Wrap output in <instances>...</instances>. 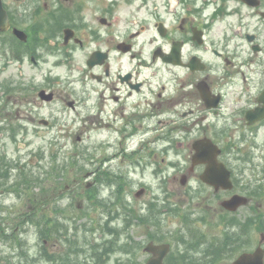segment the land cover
<instances>
[{
  "label": "flooded vegetation",
  "instance_id": "obj_1",
  "mask_svg": "<svg viewBox=\"0 0 264 264\" xmlns=\"http://www.w3.org/2000/svg\"><path fill=\"white\" fill-rule=\"evenodd\" d=\"M25 1L23 12H31L28 17L23 13V18L16 2H3L11 28L21 26L23 20V31L31 41L23 47V64L35 76L29 77L23 67V117L26 105L37 104L31 94L34 89L35 94L40 90L51 94L48 104L60 100L73 112L85 109L88 130L116 139L114 153L110 159L101 157V165L118 161L126 170L136 165L146 169L145 161L155 163L156 152L185 151L188 160L191 144L202 137H220L215 142L221 154L264 150V102H260L264 95V0ZM44 14L52 15L48 26ZM66 30L72 32L67 42ZM44 41L69 56L66 89L59 88L64 82L54 73L57 64L43 73L49 64L43 57ZM260 110L263 114L257 113ZM39 124L47 129L52 126L49 119ZM226 136L228 140L221 138ZM196 170L199 176L204 166L188 167L187 178L197 177ZM103 171V179L109 178ZM243 172L239 167L230 171L232 190L205 187L200 204L203 245L198 246L196 256L185 258V249L175 254L169 250L164 264H230L259 248L264 264L260 200L264 198V163L256 173L262 184H250L249 179L243 185ZM170 178L175 181V174ZM240 192L250 203L247 215L238 222L241 210L227 215L231 213L222 209L221 202ZM254 195L261 203L257 218L250 219ZM238 241L245 245H235ZM76 246H60L55 252L59 257L53 256L52 263L60 264L64 261L60 257L69 256ZM93 247L88 245L90 250ZM91 254L96 262L104 260L98 251Z\"/></svg>",
  "mask_w": 264,
  "mask_h": 264
},
{
  "label": "rangeland",
  "instance_id": "obj_2",
  "mask_svg": "<svg viewBox=\"0 0 264 264\" xmlns=\"http://www.w3.org/2000/svg\"><path fill=\"white\" fill-rule=\"evenodd\" d=\"M2 49V46H0V52ZM46 58L49 64L44 66V74L52 66L50 61H57V58L61 57L49 55ZM62 60L63 63H61L59 68L54 70V73L59 75V81L64 82L59 85V88L66 89L69 63L67 60ZM23 67L25 68V74L29 77L30 75L35 76V73L31 72L22 61L16 63L0 54V158L13 165L19 166V163L23 164L24 172L22 178H20V176L14 174V171L9 176L6 186H0V190L2 189L0 191L2 192L0 194V210L17 209L21 212V208L23 213L34 211L38 216H42L43 213L47 217L52 214L50 209L41 212V209L37 206L42 190L46 193L41 198L53 196V203L58 208H61V213H59L61 217L58 219L59 224L56 225V233L55 235L50 233L48 238L45 237L46 240L42 239V236L36 232L33 226L29 224L24 225V232L21 237L25 244L24 253L26 262L24 264H55L57 262L52 263V257L55 256L56 259L59 257V253L55 252L60 251V246L64 248L65 245H70V242L73 243L71 245H79V257L81 260H85V264H96L94 260L96 257L91 254L93 250L88 249V245H94L98 253L105 251L108 253V255L103 256V264H122V259L127 255H131L135 258L134 261L140 264L144 258L142 251L136 250L133 251V254L131 252L127 254L117 248V246L114 247V245H139L138 242L146 241L149 231L144 225L136 223V221H140L135 214H144V210L142 209L151 197H159L160 200H165L166 196L169 199L168 201L172 203L185 205V228H182L184 233L182 235H175V231L180 226V223L176 222L175 218L169 217L175 223H171L170 221L165 222L167 233L163 235L167 237V240L172 245H180L176 247L181 248L182 245H185L186 248L190 245L192 240L189 236L190 233L196 234L197 231L203 229V224L197 221V212L199 210L197 206L201 204L198 198L199 183L193 176L185 186H181L178 181L174 182L173 180L164 183L163 179H161L163 174L152 177L149 174V170L142 173L140 169L133 170L131 168L130 170H126L118 169L114 166L110 171L115 173L123 172L126 175L127 182L130 183L123 187L124 199L128 203L126 207H123L125 215L115 219L105 218L101 212H95L93 208L88 213V202L81 196L85 187L84 185L88 180H85V175H83V181L79 179L78 184L71 185L76 179V171L73 168L74 163L76 160L79 161L80 165L86 163L85 160H81L83 157L82 153L85 151L87 154L92 155L91 162L94 164L93 166H87L85 169L86 171L94 169L99 164V160L103 154L101 145L108 138L103 134L101 135L100 131L89 132L85 130L83 128L85 111L79 109L77 112H72L66 109L67 113H65L63 110L66 107L61 101L52 106L47 105L42 107L38 105L39 103L35 105L28 104L25 106V117H23ZM40 79L41 76L37 78L38 81ZM39 114L49 115L56 122L53 125L54 128L52 130L49 129L50 131L38 130L39 132L36 133L31 124L28 126L27 134H23V124H25L23 119L37 117ZM64 131H70V133H64ZM105 153L107 156H110L113 151L109 149ZM184 156L185 154H180L177 157L171 155L170 159L172 161H179L181 165L180 169L183 170L185 168L186 174L188 161L185 160ZM161 157H164V155L160 154L158 156L159 159ZM222 159L232 168L238 169L240 165L235 155L231 153H227ZM249 159L251 160L250 163H241L244 172L240 180H242L243 185L249 179H251V183H255L253 181L258 179L256 173L260 172L261 163H264V150L252 151L249 153ZM240 161L244 162L242 159ZM252 164H254V169L249 170ZM53 167L62 174L58 181H55L51 174ZM150 167L151 165L148 166V169H151ZM107 168V165L103 166V169ZM5 170V167L0 166V174H3ZM241 172V170H237V175L238 173L241 174ZM169 173L174 174L175 171L170 169ZM180 173H176L177 178ZM20 179H23V183H27L30 189L25 196L23 195V198H16L15 193L11 192L13 183H15L13 181ZM34 180H40V182L37 183ZM145 181L149 182V185L146 186L147 190L145 194L136 199L134 192ZM65 186L69 188L68 192L66 191L64 195L59 194V189H65ZM97 189L99 190V197L108 200V196L112 193L114 194L117 187L114 186L110 190L109 186H98ZM260 203L261 201L256 200L254 197L252 209L254 206H257V209H253L251 218H257L258 205ZM129 210L133 211L132 215H127L130 212ZM247 213L248 207L246 206L241 209L238 216L243 218ZM1 221L3 220L0 217V230L3 226V222ZM8 222L12 223L11 221ZM96 222L99 223V226ZM104 222H107L106 230L100 229ZM128 222L131 223L129 226H127ZM193 229L196 230V233L193 232ZM97 244L101 245L105 251H99L96 246ZM0 251L7 257L4 263L12 264L13 262L17 263L18 260L19 262L20 260L23 261V258H18L16 248H10L9 245L0 243Z\"/></svg>",
  "mask_w": 264,
  "mask_h": 264
},
{
  "label": "water",
  "instance_id": "obj_3",
  "mask_svg": "<svg viewBox=\"0 0 264 264\" xmlns=\"http://www.w3.org/2000/svg\"><path fill=\"white\" fill-rule=\"evenodd\" d=\"M8 23L6 14L3 11L0 3V31L7 29ZM15 35L23 40V33L20 31H14ZM195 153L192 157V164L197 165L201 163H206V171L201 176V180L214 186L215 188L228 189L231 186L229 181V172L225 169L222 163L217 161V155L219 154L218 148L209 140L202 139L193 144ZM246 200L240 196H233L230 200L225 201L223 206L228 210H235L239 206L245 204ZM151 245V244H149ZM149 251H155L156 249L148 246ZM159 261L167 252V246L160 247L157 249ZM150 262V264H160V262ZM233 264H262V253L258 250L254 255L248 256L246 254L241 255V257L236 260Z\"/></svg>",
  "mask_w": 264,
  "mask_h": 264
}]
</instances>
